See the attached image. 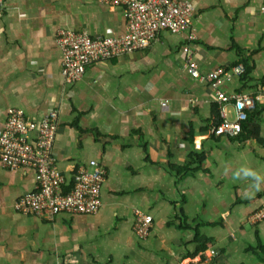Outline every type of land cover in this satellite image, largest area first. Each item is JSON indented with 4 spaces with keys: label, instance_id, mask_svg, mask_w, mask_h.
<instances>
[{
    "label": "crops",
    "instance_id": "1",
    "mask_svg": "<svg viewBox=\"0 0 264 264\" xmlns=\"http://www.w3.org/2000/svg\"><path fill=\"white\" fill-rule=\"evenodd\" d=\"M178 1L193 8V41L160 32L147 48L90 64L68 83L57 32L122 36V9L5 0L0 130L10 109L38 122L55 112L58 171L69 176L95 160L105 178L95 214L33 216L14 206L34 191L32 170L0 164V264H264V218H255L264 190L232 180L241 165L264 175L263 0ZM185 46L201 72L247 61L245 75L229 74L219 86L254 97L237 137L210 133L222 114L234 120L233 100L220 102L209 83L187 74ZM137 211L152 218L146 238L135 232ZM196 237L209 242L194 255Z\"/></svg>",
    "mask_w": 264,
    "mask_h": 264
},
{
    "label": "built area",
    "instance_id": "2",
    "mask_svg": "<svg viewBox=\"0 0 264 264\" xmlns=\"http://www.w3.org/2000/svg\"><path fill=\"white\" fill-rule=\"evenodd\" d=\"M95 2L118 6L125 20V33L118 37H90L85 31L57 32L56 42L62 54L61 73L64 80L73 83L82 78L86 67L101 60L132 53L147 48L160 32L171 34L188 33V42L195 39L190 31L193 8L178 0H94ZM5 0H0V13ZM264 10V0H263ZM187 74L203 83H209L220 102L233 100L235 118L222 119L210 133L215 137L234 138L242 131L247 112L253 107L254 97L245 92L227 95L219 89L229 74L240 76L244 67L237 64L230 69L218 67L201 72L192 58L188 46L182 48ZM163 106H165L163 104ZM56 113L50 112L39 122L20 111L8 110L3 129L0 130V164L9 170L26 167L32 170L36 187L23 195L15 209L22 214L49 216L66 213L70 215L95 214L102 205L100 191L105 178L104 169L90 160L86 166H79L69 176L60 173L52 153ZM264 218V204L255 214ZM152 226V218L135 212V232L139 238H146Z\"/></svg>",
    "mask_w": 264,
    "mask_h": 264
},
{
    "label": "clouds",
    "instance_id": "3",
    "mask_svg": "<svg viewBox=\"0 0 264 264\" xmlns=\"http://www.w3.org/2000/svg\"><path fill=\"white\" fill-rule=\"evenodd\" d=\"M233 182L246 181L255 192L264 190V175L252 167L241 165L232 174Z\"/></svg>",
    "mask_w": 264,
    "mask_h": 264
},
{
    "label": "trees",
    "instance_id": "4",
    "mask_svg": "<svg viewBox=\"0 0 264 264\" xmlns=\"http://www.w3.org/2000/svg\"><path fill=\"white\" fill-rule=\"evenodd\" d=\"M240 63H241V64L244 66V68H245L244 71H243V74H241V75H245V74L247 73V71H248L247 61L245 60L244 57H242L241 60H240ZM246 120H247V119H246ZM246 120L243 122V124L246 122ZM220 121H221V120H220ZM218 123H219V122H218ZM218 123H217V124H218ZM243 124H242V128H243ZM202 160H203L202 157H197V158H196V161H197L198 163H200ZM183 225H184V224H183ZM183 225L179 224V227H180L181 229H183V228H184ZM196 240H197V241H200V244H199V246L196 248L194 255L197 254L198 252H202V251H204V250L206 249V247H207V243L209 242L208 240H203L202 238H197V237H196ZM201 241H203V242H201Z\"/></svg>",
    "mask_w": 264,
    "mask_h": 264
},
{
    "label": "bare ground",
    "instance_id": "5",
    "mask_svg": "<svg viewBox=\"0 0 264 264\" xmlns=\"http://www.w3.org/2000/svg\"><path fill=\"white\" fill-rule=\"evenodd\" d=\"M118 35V34H117ZM128 55H129V53H128Z\"/></svg>",
    "mask_w": 264,
    "mask_h": 264
}]
</instances>
